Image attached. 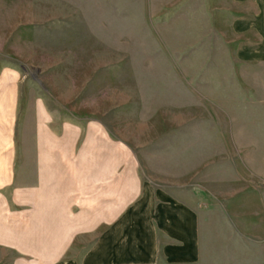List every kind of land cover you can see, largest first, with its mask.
Instances as JSON below:
<instances>
[{"label": "rangeland", "instance_id": "rangeland-1", "mask_svg": "<svg viewBox=\"0 0 264 264\" xmlns=\"http://www.w3.org/2000/svg\"><path fill=\"white\" fill-rule=\"evenodd\" d=\"M218 1L119 0L117 24L105 23L111 10H88L85 33L64 22L78 10L53 0H0V65L18 72L28 144L37 102L79 125L99 119L135 141L144 176L193 192L203 244L217 245L203 256L264 264V61L235 59Z\"/></svg>", "mask_w": 264, "mask_h": 264}, {"label": "crops", "instance_id": "crops-1", "mask_svg": "<svg viewBox=\"0 0 264 264\" xmlns=\"http://www.w3.org/2000/svg\"><path fill=\"white\" fill-rule=\"evenodd\" d=\"M53 1L56 9L78 10L64 22L71 17L85 33L88 10L96 19L111 10L105 23L117 24L119 0ZM216 9L235 59L264 61V0H219ZM18 77L0 65V264H233L203 256L217 245L203 244V210L193 192L178 196L144 176L135 141L99 119L84 116L79 125L37 102L28 144L17 132ZM177 175L184 190L190 182Z\"/></svg>", "mask_w": 264, "mask_h": 264}]
</instances>
